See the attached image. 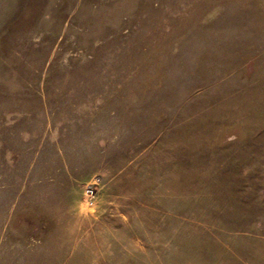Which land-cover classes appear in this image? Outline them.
<instances>
[{
  "label": "rangeland",
  "instance_id": "374dc122",
  "mask_svg": "<svg viewBox=\"0 0 264 264\" xmlns=\"http://www.w3.org/2000/svg\"><path fill=\"white\" fill-rule=\"evenodd\" d=\"M257 197L264 0H0V264H215Z\"/></svg>",
  "mask_w": 264,
  "mask_h": 264
},
{
  "label": "crops",
  "instance_id": "0c3cea01",
  "mask_svg": "<svg viewBox=\"0 0 264 264\" xmlns=\"http://www.w3.org/2000/svg\"><path fill=\"white\" fill-rule=\"evenodd\" d=\"M214 203H220L218 198L215 199ZM255 203L264 204V198L257 197ZM145 207L137 206L139 210L146 209L147 207ZM216 211L210 214V228L205 230L207 235L205 243L191 248L201 246L197 249L209 248L214 252L217 251L218 260L215 264H264V212L252 210L248 212L249 217H247V220L243 219L241 213L229 212L228 220L223 219ZM126 215L121 216L119 219L123 220L124 226L130 227L131 222L138 219V217ZM215 215L220 218L221 222H219V218L214 219ZM181 218L185 219L184 216L178 215V219ZM119 219L115 217V221ZM199 222L201 223V221ZM219 224L220 227H218ZM194 251L196 252V250Z\"/></svg>",
  "mask_w": 264,
  "mask_h": 264
},
{
  "label": "built area",
  "instance_id": "2783aa9c",
  "mask_svg": "<svg viewBox=\"0 0 264 264\" xmlns=\"http://www.w3.org/2000/svg\"><path fill=\"white\" fill-rule=\"evenodd\" d=\"M84 195H85V198H86V202L89 201V203L92 204L93 203L92 199H94V197H95L92 186H88L85 189Z\"/></svg>",
  "mask_w": 264,
  "mask_h": 264
}]
</instances>
